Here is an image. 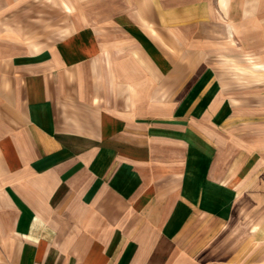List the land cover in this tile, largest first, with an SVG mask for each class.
Wrapping results in <instances>:
<instances>
[{"label":"crops","instance_id":"0c3cea01","mask_svg":"<svg viewBox=\"0 0 264 264\" xmlns=\"http://www.w3.org/2000/svg\"><path fill=\"white\" fill-rule=\"evenodd\" d=\"M0 264H264V0H0Z\"/></svg>","mask_w":264,"mask_h":264},{"label":"rangeland","instance_id":"374dc122","mask_svg":"<svg viewBox=\"0 0 264 264\" xmlns=\"http://www.w3.org/2000/svg\"><path fill=\"white\" fill-rule=\"evenodd\" d=\"M259 61L260 60H256L254 56L251 57L250 54L247 53V55L244 56L242 62L238 63L239 64L238 67L243 66L245 70H249V66L256 65L257 62L260 63Z\"/></svg>","mask_w":264,"mask_h":264}]
</instances>
